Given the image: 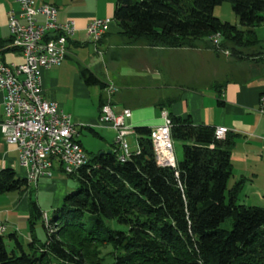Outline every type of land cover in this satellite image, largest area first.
Returning <instances> with one entry per match:
<instances>
[{
	"label": "trees",
	"instance_id": "obj_1",
	"mask_svg": "<svg viewBox=\"0 0 264 264\" xmlns=\"http://www.w3.org/2000/svg\"><path fill=\"white\" fill-rule=\"evenodd\" d=\"M222 1L115 0L112 19L129 42L164 47L199 42L236 59L260 55L243 48L259 43L253 27L264 21V0H228L245 28L213 14ZM80 74L86 84L107 85L88 67ZM169 118L172 138L183 141L174 166L157 163L150 127L135 126L138 148L125 160L113 148L99 151L77 173L67 174L78 186L46 214V222L36 200H29L30 232L41 218L46 239L37 243L33 234L28 250L10 232L14 246L8 250L0 234V264H49L50 255L57 264H104L105 243L115 249L114 264H264V206L237 201L240 181L227 186L235 133L219 138L214 126L195 124L190 116L170 112ZM28 187L12 167L0 168V193ZM227 216L231 229L220 226ZM108 218L128 224V230L111 227Z\"/></svg>",
	"mask_w": 264,
	"mask_h": 264
},
{
	"label": "crops",
	"instance_id": "obj_2",
	"mask_svg": "<svg viewBox=\"0 0 264 264\" xmlns=\"http://www.w3.org/2000/svg\"><path fill=\"white\" fill-rule=\"evenodd\" d=\"M37 1L54 4L59 21L72 19L75 22L76 28L68 42L65 58L59 65L41 70V86L45 99L56 101L64 112L70 114L77 135L82 128L99 134L102 139L104 135L112 137L115 133L98 119L100 102L105 96L104 88L100 87L91 111L75 112L74 106L68 103L70 96H89V84L80 74L81 67H88L106 84L115 85L116 90L111 96L113 107L116 111L122 108L131 110L127 122L132 127L146 125L151 128L162 123V111L168 115L172 112L190 116L195 124L227 126L228 131L235 133L230 151V177L234 178V182L240 181L237 201L241 198L240 203L264 206V53L236 59L218 54L199 42L194 47L149 46L142 41L129 42L112 22L94 43L86 33V24L97 16L112 18L115 0ZM11 7L18 9L19 6L15 0H0V50L10 36L7 11ZM243 52L251 54L255 51ZM0 53L4 60L9 59L6 61L23 60L21 53L14 49ZM220 57H227V62H220L219 67L216 63ZM207 60L213 61L215 66L209 67ZM223 63L226 66L223 67ZM101 67L105 77L97 73ZM54 88H59V101L46 97L48 91ZM168 99L172 101L168 102ZM3 116V92L0 91V122ZM132 133L137 149V134L135 131ZM76 140L85 150L82 141L78 137ZM112 140L108 149L113 147ZM17 153L15 145L4 140L0 129V168L12 167L17 175L25 177L24 169L18 164ZM179 158L175 157L176 160ZM59 171L54 170L53 175ZM57 181L59 179L53 178L51 184L45 185L51 188ZM39 185L38 181L34 187ZM6 192L0 193V222L10 232H16L24 245L29 243L33 234L36 236L34 230L31 233L28 229V195L19 191L16 197L15 193Z\"/></svg>",
	"mask_w": 264,
	"mask_h": 264
},
{
	"label": "built area",
	"instance_id": "obj_3",
	"mask_svg": "<svg viewBox=\"0 0 264 264\" xmlns=\"http://www.w3.org/2000/svg\"><path fill=\"white\" fill-rule=\"evenodd\" d=\"M15 1L19 7L7 11L10 36L2 49L19 51L23 60L6 61L0 53V91L4 104L0 129L4 140L15 145L18 164L24 169L28 184L35 185L40 178L51 177L56 169L74 174L78 170L76 162L88 160L78 140L77 143L65 141V134L77 136L70 114L64 112L56 101L45 99L41 86V70L59 65L65 58L76 26L72 19L59 21L54 4L37 0ZM109 26V16H97L86 24L85 30L95 43ZM218 34L213 40L215 43ZM223 52L229 53L228 50ZM104 90L98 119L114 130L112 148L116 150L117 158L123 161L130 155L125 136L134 132V127L127 122L131 110L114 109L111 102L116 90L114 84L108 83ZM162 117V123L150 128L149 136L157 163L174 166L171 120L165 111H162ZM228 130L227 126L218 125L215 136L224 137ZM5 230V224L0 222V234Z\"/></svg>",
	"mask_w": 264,
	"mask_h": 264
},
{
	"label": "rangeland",
	"instance_id": "obj_4",
	"mask_svg": "<svg viewBox=\"0 0 264 264\" xmlns=\"http://www.w3.org/2000/svg\"><path fill=\"white\" fill-rule=\"evenodd\" d=\"M213 14L222 20H226V21H229L230 23L236 24L239 28H245L246 27V26H243L240 24L239 18L235 14V12L232 8L231 2L228 0H224L219 4H216L213 7ZM110 19L112 21V25H115V22L113 21V19L112 18H110ZM253 28H254L255 33L259 39V43L257 46L254 47L255 48L254 51H258V52L263 53L264 52V21L255 25ZM243 49H244V51L252 50L251 48H243ZM221 54L225 55V56H230L229 53L225 54L224 52H221ZM226 58L220 57L219 59H217L216 65L220 67L221 66L220 62H227ZM6 60H9V59L6 58ZM207 62H208L209 67L211 65L215 66L213 61L207 60ZM223 64H225V63H223ZM224 66H226V64L223 65V67ZM97 73L99 74V76L105 77V75L103 74L104 73L103 67L98 68ZM58 85H59V83H58ZM88 86L90 88L89 96H87L85 98L84 97H71V96L69 97L70 100L68 103L71 106H74L73 109L75 112L86 113L88 111H91V108L93 109V106L96 104L98 91H100L101 88L97 84H91ZM46 97H54L59 101V88H54L53 90H49L48 94H46ZM76 126L79 127L78 125H76ZM76 137H78L82 141V144L85 147V151L87 153V156L91 157L93 154L101 151L100 149L110 148L111 139H113L115 137V133L113 134L112 137L109 135H104L105 138L102 139V137H100L99 134H94L91 130H89L87 128H82ZM125 138L128 142L130 152L132 150H135L136 144H135L134 139H133L134 134L133 133L127 134L125 136ZM182 143H183V141L180 139H173V152H174V156L176 158L181 157V155H182ZM53 178L59 179V181H57L55 183L54 187H51V188L46 187L45 184H47V183L51 184ZM233 182H234V178L229 177V179L227 181V186H230ZM39 184H40L39 187L38 186L34 187V185L29 186L27 190L22 192V194L26 193L28 195V197H27V203L28 204H29V200L31 198L35 199L36 202H38V204L41 205L40 208L42 209V211L46 212L48 217H50L52 215V211H53L54 207L59 206L62 203L63 196L67 192L75 189L78 186V181L75 177L69 176L66 173H64L63 171H59V172H56L51 177L40 178ZM9 192L15 193L16 197L19 194L18 190H10ZM3 194H5V193H3ZM3 194L1 196H4ZM240 199L241 198L238 199V202L242 201ZM1 201H3V200H1ZM84 219H86V216L83 218V220ZM232 220H233L232 216H227L225 218V220H223L220 223V226L223 228H226V229H231L232 228ZM106 222L111 227H113L115 229L127 231L129 228L128 224L120 223L113 218L106 219ZM29 228L30 227L28 224V229ZM51 229H54V226ZM33 230L35 231V235H36L35 237L38 239L37 243H40L46 239V231H45L44 227L42 226L41 218L36 220ZM10 231L11 230H9V228H7L5 230V232L3 233L5 245H6L8 250H10L14 246L12 239H10L8 237V233ZM23 246L29 250V245L27 242ZM100 249H101V256L104 257V264H114L112 255H113L115 249H113L112 245L110 243H105V244L100 246ZM57 261H58V259L54 255H50L49 264H57ZM59 261H60V259H59Z\"/></svg>",
	"mask_w": 264,
	"mask_h": 264
},
{
	"label": "bare ground",
	"instance_id": "obj_5",
	"mask_svg": "<svg viewBox=\"0 0 264 264\" xmlns=\"http://www.w3.org/2000/svg\"><path fill=\"white\" fill-rule=\"evenodd\" d=\"M111 19L109 17V23L111 24ZM215 38V37H214ZM220 39V35L218 34V41ZM65 141L68 142V143H77V140H76V136L74 134H65ZM87 161H79V162H76V169H79L82 165H84ZM78 170H75V173H77ZM27 179V178H26ZM46 214L45 213V218H46Z\"/></svg>",
	"mask_w": 264,
	"mask_h": 264
},
{
	"label": "water",
	"instance_id": "obj_6",
	"mask_svg": "<svg viewBox=\"0 0 264 264\" xmlns=\"http://www.w3.org/2000/svg\"><path fill=\"white\" fill-rule=\"evenodd\" d=\"M106 152H108V153L111 152V149L106 150Z\"/></svg>",
	"mask_w": 264,
	"mask_h": 264
}]
</instances>
